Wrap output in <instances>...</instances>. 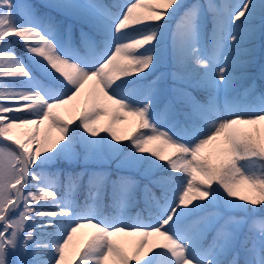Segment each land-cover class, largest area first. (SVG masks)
<instances>
[{"label":"snow or ice","instance_id":"obj_1","mask_svg":"<svg viewBox=\"0 0 264 264\" xmlns=\"http://www.w3.org/2000/svg\"><path fill=\"white\" fill-rule=\"evenodd\" d=\"M0 264H264V0H0Z\"/></svg>","mask_w":264,"mask_h":264},{"label":"trees","instance_id":"obj_2","mask_svg":"<svg viewBox=\"0 0 264 264\" xmlns=\"http://www.w3.org/2000/svg\"><path fill=\"white\" fill-rule=\"evenodd\" d=\"M237 2H238V0H237ZM20 50H19V48H17V52H19Z\"/></svg>","mask_w":264,"mask_h":264},{"label":"bare ground","instance_id":"obj_3","mask_svg":"<svg viewBox=\"0 0 264 264\" xmlns=\"http://www.w3.org/2000/svg\"><path fill=\"white\" fill-rule=\"evenodd\" d=\"M120 127H124V125H121Z\"/></svg>","mask_w":264,"mask_h":264}]
</instances>
